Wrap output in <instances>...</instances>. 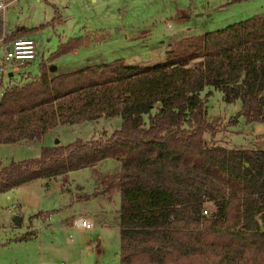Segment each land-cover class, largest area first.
Masks as SVG:
<instances>
[{
  "label": "trees",
  "instance_id": "trees-1",
  "mask_svg": "<svg viewBox=\"0 0 264 264\" xmlns=\"http://www.w3.org/2000/svg\"><path fill=\"white\" fill-rule=\"evenodd\" d=\"M56 12L49 24L61 19ZM84 42L61 41L27 82L5 85L0 76V144L42 142L60 125L102 115L120 116L121 126L0 166V193L113 159L117 169L98 172L94 192L79 199L120 194L121 264H264V139L230 148L205 137L218 131L207 118L208 87L227 103L240 101L248 123L264 122V13L179 39L154 65L118 58L50 71Z\"/></svg>",
  "mask_w": 264,
  "mask_h": 264
},
{
  "label": "rangeland",
  "instance_id": "rangeland-1",
  "mask_svg": "<svg viewBox=\"0 0 264 264\" xmlns=\"http://www.w3.org/2000/svg\"><path fill=\"white\" fill-rule=\"evenodd\" d=\"M206 8L214 11L209 12L212 16L207 17V13L196 17ZM56 9L61 19L49 24L57 14ZM260 13H264V0H17L3 15L5 40H13L8 38L17 28H39L26 36L36 42V57L12 78L10 70L0 76L5 85L33 79L39 74L40 63L57 50L61 41L78 35H84V44L57 57L53 61L57 70L53 73L122 57L130 65L150 66L166 59L171 34H176L175 39L186 34L199 35ZM3 56L2 49L0 61ZM207 90L213 91L207 101V118L218 130L213 136L206 134L209 144L245 147L258 142V137L264 139V122L248 123L239 113L240 101L227 103L220 90L213 87ZM121 124L120 116L102 115L94 121L60 125L42 142L0 144V166L39 156L42 146H53L57 139L59 144L66 145L79 138L108 137ZM117 167L115 160L107 159L95 169L70 172L66 180L62 177L40 179L0 193V264H70L63 243L75 234L66 231L60 238L59 223L69 212L84 213V207L75 206L79 200H86L79 196L93 191L98 183V172L111 173ZM109 206L114 218L116 210L120 209V194L113 195ZM90 209H93L91 205L87 210ZM15 215L21 216L20 225H15ZM27 233V238L17 240ZM109 239L106 246L102 242L101 252L106 247L108 264H121L120 235L117 233V237Z\"/></svg>",
  "mask_w": 264,
  "mask_h": 264
},
{
  "label": "crops",
  "instance_id": "crops-1",
  "mask_svg": "<svg viewBox=\"0 0 264 264\" xmlns=\"http://www.w3.org/2000/svg\"><path fill=\"white\" fill-rule=\"evenodd\" d=\"M209 12L214 11L209 8H206L201 11V13L197 14L196 17H203L207 13V17H210L212 16V13ZM175 35L176 34H171L168 36L167 51L170 49L169 43L172 44L173 41H176L178 39L195 36L198 34H186L185 36H181L178 39L173 38ZM103 54L100 55L103 56ZM120 59H123L126 62L125 58L122 57ZM96 187L97 185L94 187L92 192L89 191L83 193L92 194ZM112 197H109L108 195H91V197L87 200H79V202H77L75 206L84 207L85 212L83 213L82 211L80 214H76L77 211L69 212L66 214V218L62 220V223H59L61 225L60 227H58L60 238H62L63 232L66 231H73L75 234L74 238L69 240L67 239L63 243V251L67 255V259L70 264H108V249H106L105 247L104 251L101 252V244L102 242H104V246H106L105 244L107 243V241L110 240L109 238L113 236L117 237V233L118 235H120L118 218L119 209L116 210V215L114 216V218L110 215L109 202L112 200ZM89 205H91L93 209L87 210ZM78 217H84L85 219L92 221L94 223V229L86 230L74 226V220ZM93 237L99 240H94Z\"/></svg>",
  "mask_w": 264,
  "mask_h": 264
},
{
  "label": "built area",
  "instance_id": "built-area-1",
  "mask_svg": "<svg viewBox=\"0 0 264 264\" xmlns=\"http://www.w3.org/2000/svg\"><path fill=\"white\" fill-rule=\"evenodd\" d=\"M17 0H2L0 2V18L3 19L5 10ZM2 16V17H1ZM6 32L0 34V50L3 49L4 56L0 61V74L10 70L9 74L21 72L29 64V61L36 57V42L31 37H19L6 41ZM4 89L0 88V104L3 102ZM207 213V211H205ZM74 226L87 230L94 229V223L84 217H78L74 220Z\"/></svg>",
  "mask_w": 264,
  "mask_h": 264
},
{
  "label": "water",
  "instance_id": "water-1",
  "mask_svg": "<svg viewBox=\"0 0 264 264\" xmlns=\"http://www.w3.org/2000/svg\"><path fill=\"white\" fill-rule=\"evenodd\" d=\"M56 70H57V65L52 64V65L50 66V71H51V72H54V71H56ZM9 76L12 77L13 74L10 73ZM59 143H60V140L57 139V140H56V144H59ZM13 221H14L15 225H20V224H21V221H22V218H21L20 215H15Z\"/></svg>",
  "mask_w": 264,
  "mask_h": 264
}]
</instances>
